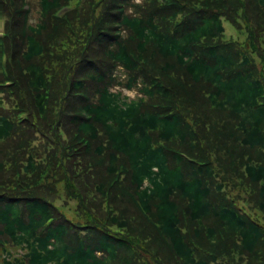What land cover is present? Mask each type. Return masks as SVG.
<instances>
[{
    "label": "trees",
    "instance_id": "1",
    "mask_svg": "<svg viewBox=\"0 0 264 264\" xmlns=\"http://www.w3.org/2000/svg\"><path fill=\"white\" fill-rule=\"evenodd\" d=\"M37 6L0 0V264H264V0Z\"/></svg>",
    "mask_w": 264,
    "mask_h": 264
},
{
    "label": "rangeland",
    "instance_id": "2",
    "mask_svg": "<svg viewBox=\"0 0 264 264\" xmlns=\"http://www.w3.org/2000/svg\"><path fill=\"white\" fill-rule=\"evenodd\" d=\"M30 1L33 3L35 8L32 21H37L38 19L37 12L39 11V8L37 6V0H30ZM225 38L227 40L233 39L234 41L237 42L243 41V36L239 32L235 31L233 28H231L229 25H226L225 27ZM122 94L129 97L130 99H133L136 96L135 92L125 91V90H122ZM59 204L62 205L63 202H60Z\"/></svg>",
    "mask_w": 264,
    "mask_h": 264
}]
</instances>
